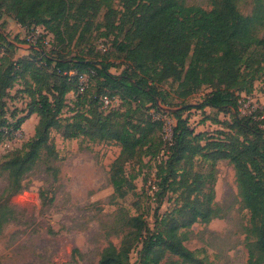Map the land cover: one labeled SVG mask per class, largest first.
<instances>
[{
  "label": "trees",
  "instance_id": "16d2710c",
  "mask_svg": "<svg viewBox=\"0 0 264 264\" xmlns=\"http://www.w3.org/2000/svg\"><path fill=\"white\" fill-rule=\"evenodd\" d=\"M238 1L210 0L211 8L205 10L187 5L184 0H0V20L5 12L22 28L43 27L57 43L71 42L76 36L83 40L95 21L101 19L97 26L104 29L102 37L116 35L113 47L126 65L117 75L111 73L113 65L108 62L81 57L65 60L50 56L43 49L38 48V52L30 48L47 66H53L52 84L47 94H42L41 88L37 98L32 94L28 114H36L39 121L33 139L2 164L8 179L2 196L9 200L25 190V176L42 152L52 147L49 133L60 128L58 117L65 107L66 95L77 92L76 101L84 99L87 83L80 92L79 81L83 74H89V80L95 79L99 86L93 104L104 108L102 100L106 97L112 103L127 101L128 109L123 114L113 111L104 116L90 111L88 116H77L75 124L66 126L63 138L82 135L94 142H114L120 147L110 169V182L118 198L134 190L132 181L125 176L124 164L147 147L151 133L161 129V122L150 116L148 120L134 121L147 104L155 108L157 101L163 103L158 86L174 81L182 100L209 86L212 91L197 109L229 114V133L219 132L222 138L217 139L195 134L182 117L183 110L173 112L176 124L170 141L161 142L154 155L158 166L153 167L155 184L151 187L157 188V199L167 191L177 193L180 189L187 195L177 210L179 219L171 220L164 231L144 236L143 221L138 217L132 219L135 237L141 239L137 261L160 264L165 253H169L184 263H197L194 254L184 246L185 235L179 231L219 218L218 209L212 207L214 189L209 186L203 195L205 177L184 168L200 159L211 167L218 161L232 165L241 204L250 215L246 229L247 264H264V127L253 124V117L239 116L241 95L251 94L254 81L264 69V0H250L251 12L246 16L238 10ZM117 36L122 39L118 41ZM16 49L0 26V63L9 62L12 57L5 73L0 72V144L4 140L2 129L10 126L3 112L6 92L15 76L34 68L30 58L14 59ZM106 52L105 49L103 53ZM24 119L12 125L13 130H18ZM189 178H193L191 184L186 181ZM200 196L205 200H199ZM9 213L5 204L0 206V227L9 222ZM131 251L130 246L118 250L109 245L99 264H129Z\"/></svg>",
  "mask_w": 264,
  "mask_h": 264
},
{
  "label": "rangeland",
  "instance_id": "374dc122",
  "mask_svg": "<svg viewBox=\"0 0 264 264\" xmlns=\"http://www.w3.org/2000/svg\"><path fill=\"white\" fill-rule=\"evenodd\" d=\"M184 1L205 10L211 8L210 0ZM237 7L245 16L251 12L250 0H239ZM99 22L101 19L95 21L92 31L83 40L76 36L71 42L57 43L43 27L22 28L11 15L4 12L1 16L2 33L17 47L14 59L30 58L34 68L24 75L15 76L3 100V112L10 126L2 129L4 140L0 144V206L5 204L10 220L0 227V264H99L104 249L109 245L118 250L130 246L129 264H138L141 239L135 237L132 219L138 217L143 221L144 236L164 231L171 220L179 219L177 210L187 195L180 189L177 193L167 191L157 199L154 195L157 188L151 187L155 184L153 167L158 166L154 155L161 142L170 141L176 124L173 112L183 110L182 117L195 134L217 139L222 138L219 132L229 133L227 128L232 124L229 114L208 108L203 111L197 109L212 87L204 86L182 100L178 98L177 83L172 80L163 82L158 86L163 103L157 101L155 108L147 104L134 117L137 122L141 118L148 120L150 116L152 120L161 122V129L151 133L147 147L135 159L124 164L125 176L132 181L134 190L118 198L110 182V169L119 156L120 147L114 142H94L82 135L74 139L63 138L66 126L75 124L77 116L87 115L90 111L104 116L113 111L123 114L128 109L127 101L122 104L116 100L112 108L93 104L99 86L85 73L87 88L84 99L76 101L77 92L66 95L65 107L58 117L60 128L49 133L52 147L42 152L36 165L25 176V190L9 200L2 196L8 186L2 164L15 150L22 149L33 139L39 121L36 114H28L32 94L37 98L40 88L42 94H47L52 84L53 66H47L30 48L38 52L43 49L50 56L65 60L81 57L108 62L113 65L111 73L118 75L126 65L123 56H119L113 47L116 35L102 37L104 29L97 26ZM121 39L122 36H117L118 41ZM101 48L107 52L103 53ZM11 58H8L9 62L0 63L2 75ZM184 106H190V109H184ZM239 116L253 117V124L264 127V69L254 81L251 94L241 95ZM21 119L24 121L19 129L13 130L12 125ZM184 168L205 177L202 193L204 195L209 186L214 189L212 207L219 212V218L209 224L196 223L190 229L179 231L186 237L184 246L194 254L195 264H247L246 229L250 226V215L241 204L232 165L218 161L211 167L195 159L192 166ZM186 181L191 184L193 178ZM199 200L205 199L200 196ZM160 264L190 263L165 253Z\"/></svg>",
  "mask_w": 264,
  "mask_h": 264
},
{
  "label": "built area",
  "instance_id": "2783aa9c",
  "mask_svg": "<svg viewBox=\"0 0 264 264\" xmlns=\"http://www.w3.org/2000/svg\"><path fill=\"white\" fill-rule=\"evenodd\" d=\"M101 50L102 51H105V49L104 48H101ZM80 92H82L83 91V89H84V87H85V84H86V77H84V76H82V77H80ZM103 104H104V108H107V107H110V106H112V102L110 101V100H108L106 97L105 98H103Z\"/></svg>",
  "mask_w": 264,
  "mask_h": 264
},
{
  "label": "crops",
  "instance_id": "0c3cea01",
  "mask_svg": "<svg viewBox=\"0 0 264 264\" xmlns=\"http://www.w3.org/2000/svg\"><path fill=\"white\" fill-rule=\"evenodd\" d=\"M18 25V24H17ZM19 26V25H18ZM20 27V26H19Z\"/></svg>",
  "mask_w": 264,
  "mask_h": 264
}]
</instances>
